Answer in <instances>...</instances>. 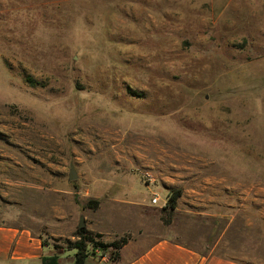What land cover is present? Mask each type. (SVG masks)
I'll return each instance as SVG.
<instances>
[{"label": "rangeland", "instance_id": "374dc122", "mask_svg": "<svg viewBox=\"0 0 264 264\" xmlns=\"http://www.w3.org/2000/svg\"><path fill=\"white\" fill-rule=\"evenodd\" d=\"M229 204L264 238V0H0L1 224Z\"/></svg>", "mask_w": 264, "mask_h": 264}, {"label": "crops", "instance_id": "0c3cea01", "mask_svg": "<svg viewBox=\"0 0 264 264\" xmlns=\"http://www.w3.org/2000/svg\"><path fill=\"white\" fill-rule=\"evenodd\" d=\"M112 200L114 198L108 202ZM137 202L141 210L144 204ZM107 207L108 204L105 209ZM220 207L224 213H211V209L186 210L188 214L208 216L205 217L207 221L200 223L189 219L180 223L176 219L166 222L159 213L156 219L149 218L137 225L113 227L111 233L100 229L99 223H90L88 228L103 233L106 242L126 234L131 238L116 261L109 252L97 249L89 257V264H264V238L258 237L252 217L242 214L248 206ZM142 208L145 218V207ZM175 211L182 212V209L178 205ZM56 217L55 222L47 223L48 231L44 233L35 226L0 223V264H44V257L57 254L61 264H74L76 254L74 257L61 256L69 247L57 248L53 239L76 240L79 238L75 234L78 224L62 210H58ZM46 234L51 236L47 244L43 237Z\"/></svg>", "mask_w": 264, "mask_h": 264}, {"label": "trees", "instance_id": "16d2710c", "mask_svg": "<svg viewBox=\"0 0 264 264\" xmlns=\"http://www.w3.org/2000/svg\"><path fill=\"white\" fill-rule=\"evenodd\" d=\"M183 195L182 189H174L170 194L167 208L176 210L179 205V200ZM101 203L100 199H92L91 205L98 207ZM170 221V220H169ZM168 221V222H169ZM76 235L79 237L77 240L67 239L68 247L77 249L76 258L74 264H89V257L97 249L109 250L112 249V260L116 261L120 258L121 249L129 242L131 235H123L112 242H106L103 240L104 234L100 232L91 231L87 225L80 226ZM45 244L48 242L44 241ZM57 248L62 246L55 244ZM44 264H61L60 256L53 255L44 257Z\"/></svg>", "mask_w": 264, "mask_h": 264}, {"label": "water", "instance_id": "95a60500", "mask_svg": "<svg viewBox=\"0 0 264 264\" xmlns=\"http://www.w3.org/2000/svg\"><path fill=\"white\" fill-rule=\"evenodd\" d=\"M79 177V173L76 169L75 166L72 167V170L70 172V179L71 180H75ZM87 225V220H86V217L83 216L82 219H81V222H80V226H86Z\"/></svg>", "mask_w": 264, "mask_h": 264}, {"label": "built area", "instance_id": "2783aa9c", "mask_svg": "<svg viewBox=\"0 0 264 264\" xmlns=\"http://www.w3.org/2000/svg\"><path fill=\"white\" fill-rule=\"evenodd\" d=\"M161 197L159 195H156L155 197L152 198V204L153 205H161ZM168 204V199L165 200L164 205L162 206H166Z\"/></svg>", "mask_w": 264, "mask_h": 264}]
</instances>
